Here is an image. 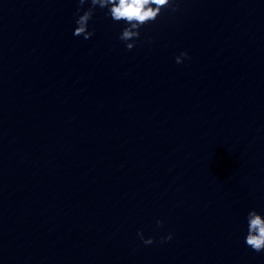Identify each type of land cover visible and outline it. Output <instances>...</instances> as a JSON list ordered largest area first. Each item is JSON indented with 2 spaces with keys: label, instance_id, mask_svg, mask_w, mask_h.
<instances>
[{
  "label": "clouds",
  "instance_id": "1",
  "mask_svg": "<svg viewBox=\"0 0 264 264\" xmlns=\"http://www.w3.org/2000/svg\"><path fill=\"white\" fill-rule=\"evenodd\" d=\"M77 19L73 35L82 36L85 40L90 39L93 31L88 30L89 21L93 18L97 7L107 9L106 15L110 16L114 22H123L124 27L119 35V39L125 42L127 50H132L136 41L140 38L141 28L144 25L156 21L164 9L171 8L176 11L179 7V0H77ZM90 6L84 9L85 4ZM188 57L186 51L176 56V63L180 64ZM247 234L245 238L246 246L255 252H264V215L258 214L256 210H250L247 214ZM157 227L163 226L162 220H157ZM137 235L146 245L152 244L153 238H144L142 231ZM172 239L169 233L163 237L161 242Z\"/></svg>",
  "mask_w": 264,
  "mask_h": 264
}]
</instances>
